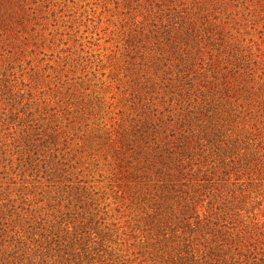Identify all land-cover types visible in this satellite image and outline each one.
<instances>
[{
    "label": "rangeland",
    "instance_id": "1",
    "mask_svg": "<svg viewBox=\"0 0 264 264\" xmlns=\"http://www.w3.org/2000/svg\"><path fill=\"white\" fill-rule=\"evenodd\" d=\"M0 264H264V0H0Z\"/></svg>",
    "mask_w": 264,
    "mask_h": 264
}]
</instances>
